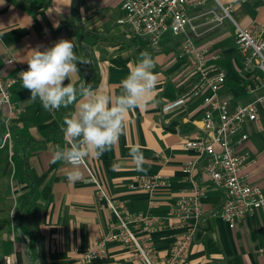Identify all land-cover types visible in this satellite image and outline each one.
Masks as SVG:
<instances>
[{
    "label": "crops",
    "instance_id": "1",
    "mask_svg": "<svg viewBox=\"0 0 264 264\" xmlns=\"http://www.w3.org/2000/svg\"><path fill=\"white\" fill-rule=\"evenodd\" d=\"M122 2L49 0L41 10L29 12L12 0H0V33L3 34L0 35V71L5 77L16 79L10 90L11 102L16 109L10 122L12 143L21 137L38 142L24 148L21 139L15 152L12 147L9 148L14 155L11 173L16 185L12 186L13 192L14 189L20 190L21 200L28 189L20 175V156L24 157L37 187L38 202L30 218L38 237L36 253L29 250L27 232L17 225L14 229L13 225L11 234L16 233L20 241L15 240V235L11 242L10 234L3 236L6 244L4 257L9 255L11 260L2 264H140L131 243L116 241L108 243L103 257L90 263L81 261L92 240L104 234L114 218L101 190L113 202L123 203L131 214L158 217L160 221L152 231L133 230L140 243H149L159 255H167L175 239L191 224V221L179 219L176 208L180 192L190 191L195 183L204 187L205 194L201 200L199 227L193 240L183 250V264H264L262 212L254 211L230 228L218 214L222 191L202 180V159L193 149L183 145V139L200 125L205 109L201 98L189 97L177 109L161 110L163 105L185 95L197 77L193 60L178 54L183 34L174 35L166 30L156 41L135 35L127 25L116 21L122 11ZM222 2L231 5L232 26H226L224 20L220 26L214 27L217 29L215 40H220L216 46L212 39L197 44L220 55L217 63L226 73V86L220 95L229 99L231 104L243 103L254 95L246 89L255 72L244 64L235 44L234 23L244 28L257 22L264 24V0ZM198 8L188 9L187 12L192 15ZM205 13L195 14V22L199 30L202 29L201 35L213 29L212 15L208 11ZM81 27L104 36L100 39L86 37L80 41ZM60 39L71 40L76 55L88 61L79 63V73L65 82H71L76 87L86 82L94 90L108 92L115 99L121 92V81L128 75L130 66L138 61L141 51L151 54L155 62L153 72L158 74L156 91L148 106L128 114L125 134L121 135L111 151L99 157L86 158L81 168L82 177L75 183L67 179L70 166L53 163L51 156L58 146L67 144L63 131L58 133L57 129H63L65 118L74 113L76 105L54 112L44 110L38 98L30 100L31 94L23 88L19 76L20 72L27 70L26 61L32 50L39 48L43 51ZM82 47L88 49V58L83 56ZM8 59L12 61L7 62ZM93 64L97 76L92 81ZM244 130L248 138L239 150L253 159L247 169L250 181L260 183L264 181V150L255 145V138L250 137L256 131L260 134L264 132V111L259 112L256 123H247ZM3 138L0 125V157L5 151L1 147ZM6 145L3 143L4 147ZM136 146L141 148L145 157V171L141 173L158 172L169 177V181L156 190L153 198L146 191L129 188L133 175L140 173L129 156L130 150ZM190 159H196L198 164L188 177L183 167Z\"/></svg>",
    "mask_w": 264,
    "mask_h": 264
},
{
    "label": "built area",
    "instance_id": "2",
    "mask_svg": "<svg viewBox=\"0 0 264 264\" xmlns=\"http://www.w3.org/2000/svg\"><path fill=\"white\" fill-rule=\"evenodd\" d=\"M208 1L218 5V11L209 10L214 25L223 23L226 18H232L231 5L224 4L222 0H123L122 11L116 21L127 25L135 35L147 36L152 41H156L166 30L174 35L189 32L197 34V17L189 15L187 11L201 7ZM234 25L235 44L243 56L244 64L255 72L246 89L254 93L252 99L231 104L229 99L223 98L220 92L226 86V73L217 63L219 53L199 46L187 37L181 42L178 54L193 60L196 80L185 95L161 107L163 112H167L183 106L189 97L201 98L205 109L201 114L200 125L189 137L183 139V145L193 149L198 158L202 159V180L222 191L218 214L230 228L244 221L254 211H260L264 215V181H250L247 169L253 159L239 150L248 138L245 125L256 123L259 112L264 111V24L257 22L246 28L236 23ZM15 82V78L5 77L0 71V125L9 148L12 147L10 122L16 113L10 90ZM197 164L196 159H190L184 164L183 170L188 177L192 175ZM168 181L167 175L158 172H140L133 175L129 188L146 191L153 198L156 190ZM101 193L114 218L109 222L107 231L96 236L83 253V263L103 257L108 243L116 241L131 243L140 264H183V250L193 240L202 213L201 200L205 189L200 183H195L190 191L180 192L176 214L180 220L191 221V224L187 231L175 239L167 255H159L149 243H140L133 230L136 228L142 232L152 231L160 221L158 217H148L142 213L131 214L123 203L113 202L102 190Z\"/></svg>",
    "mask_w": 264,
    "mask_h": 264
},
{
    "label": "clouds",
    "instance_id": "3",
    "mask_svg": "<svg viewBox=\"0 0 264 264\" xmlns=\"http://www.w3.org/2000/svg\"><path fill=\"white\" fill-rule=\"evenodd\" d=\"M31 52L27 70L19 73L23 88L31 94L30 100L38 98L48 112L76 105L74 113L64 120L62 131L67 144L58 146L51 156L53 163L70 166L67 179L75 183L82 177L86 158L111 151L125 134L128 114L147 107L152 100L158 83V74L153 72L154 59L149 52L141 51L138 61L121 81L120 94L113 99L110 93L94 90L86 82L79 87L65 83L79 73V63H88L76 55L71 40L60 39L43 51L37 48ZM129 156L136 171L144 172L141 148L133 147Z\"/></svg>",
    "mask_w": 264,
    "mask_h": 264
},
{
    "label": "trees",
    "instance_id": "4",
    "mask_svg": "<svg viewBox=\"0 0 264 264\" xmlns=\"http://www.w3.org/2000/svg\"><path fill=\"white\" fill-rule=\"evenodd\" d=\"M12 1H14L16 4L20 5L22 8H24L29 12H37L41 10L44 6L46 7L49 3V0H12ZM81 29L82 30L80 34V41L84 40L86 37L100 39L101 37L104 36L103 34L86 30L84 27H81ZM82 52H83V56L85 58H88L89 56L88 49L82 47ZM92 71H93V77H92V81H93L97 76V69L95 64L92 65ZM57 132L61 133L62 130L57 129ZM19 140L22 141L24 148H27L28 144H31L33 146L34 143H38L35 141H31L30 139H23L22 137L15 139L13 140L12 143V149L14 152L16 151V147L18 143L21 142ZM20 157H21L20 175L24 180L25 184H27L28 189L25 192L22 199L20 200L19 204L13 209L11 215L9 213V208L7 206V194L9 187L5 182L8 175L6 171H0V240L3 239V236L5 234L7 235L11 232L13 225H17L23 228L29 236L30 252L33 251L34 253H36L35 246L37 244L38 237L36 235V232L34 230L30 218L32 216V210L38 202V200L36 199L37 187L33 182L32 176L25 164L24 157L23 156Z\"/></svg>",
    "mask_w": 264,
    "mask_h": 264
},
{
    "label": "rangeland",
    "instance_id": "5",
    "mask_svg": "<svg viewBox=\"0 0 264 264\" xmlns=\"http://www.w3.org/2000/svg\"><path fill=\"white\" fill-rule=\"evenodd\" d=\"M218 5L215 4L214 2H209L207 5H204L198 9H195L194 12L192 13V15H195L197 14L199 16V14H207L205 12H209V10L211 9H215L216 11H218ZM211 14V13H210ZM212 15V14H211ZM231 16H233V12H231ZM196 20V19H195ZM232 20L231 18H226L225 19V25L226 26H232ZM222 24V23H221ZM221 24L219 25H214V23L212 24L213 29H211L209 32L201 35L202 33L200 32L202 29L199 30V28L197 29V34H193L191 32L187 33V34H183L182 36L184 37L183 39L189 37L191 38L195 43H198V44H204L206 43L205 40L206 39H212V43L215 44V46L217 45V43L220 41V40H215L216 38V35H215V31L217 30L216 28L214 27H217V26H220ZM233 30V29H232ZM230 30V31H232ZM219 49H220V46H217ZM3 130V129H2ZM251 138H255L256 140V143L255 145L259 148H263L264 150V132H262L261 134L256 131V133L250 137ZM3 143H6L5 139L3 138L2 140V145L1 147L4 148V153L1 154L2 156L0 157V171H6L7 172V178L5 180V182L7 183V186L9 187V190H8V194H7V206L9 208V213L10 215L12 214V211L14 209V207L18 204L19 200H20V197H21V194H20V190L19 191H16V189H14V192H13V188L12 186H15L16 185V182H15V177H14V174L11 173L12 171V160H14V155H12L9 151V147L6 145L5 147L3 146ZM16 191V192H15ZM16 225H14V229H16ZM12 233V230L11 232L9 233L10 234V242L12 241L11 238L14 237L15 235V240L18 239V241H20V237L19 236H16V233ZM6 248V244H5V241L2 239L0 240V264H2V262H7L9 260H11V258H8V256L4 257L5 254H4V249Z\"/></svg>",
    "mask_w": 264,
    "mask_h": 264
}]
</instances>
